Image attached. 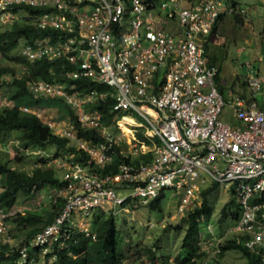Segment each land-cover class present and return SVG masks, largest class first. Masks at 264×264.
<instances>
[{
	"label": "built area",
	"instance_id": "built-area-1",
	"mask_svg": "<svg viewBox=\"0 0 264 264\" xmlns=\"http://www.w3.org/2000/svg\"><path fill=\"white\" fill-rule=\"evenodd\" d=\"M22 4L45 9L35 17L39 27L64 33L57 40L23 44L21 51L30 61L65 58L73 65L66 76H88L114 91L81 92L66 82H31L35 97L64 100L81 127L99 128L105 139L81 137L69 116L66 126L58 128L56 120L41 115V106L20 105L84 149L96 169L59 157L66 182L50 189V197L51 204L59 198L64 203L32 237L16 236L12 222L14 215L32 208L0 207V242L11 245L3 255L17 252L18 259L32 264L45 256L46 263L57 264L58 250L71 253L78 235L94 234L85 218L96 208L111 210L128 200L149 203L169 187L176 189L178 209L184 211L200 205L203 189L217 184L231 187L240 206L227 232L259 253L264 264V67L245 61L248 73L242 77L250 93L221 90L219 67L204 46L220 16L234 12L231 0H0V25L12 22L18 12L11 8ZM24 69L19 66L18 72ZM109 96L115 99L114 125H106L102 110L94 108ZM3 97L0 93V106L16 105ZM227 106L233 123L221 117ZM120 155L129 161L105 171ZM207 230L213 233L211 222ZM214 239L200 243L208 247ZM0 264L11 260L0 259Z\"/></svg>",
	"mask_w": 264,
	"mask_h": 264
},
{
	"label": "trees",
	"instance_id": "trees-1",
	"mask_svg": "<svg viewBox=\"0 0 264 264\" xmlns=\"http://www.w3.org/2000/svg\"><path fill=\"white\" fill-rule=\"evenodd\" d=\"M235 5L233 15L239 22L244 20L243 8H236L238 2L232 0ZM12 11L18 12V16L9 24L0 27V59L6 60L7 63L0 62V93L10 91L12 99L16 101V105L0 106V136L12 132H18L23 149H43L46 150L48 145L56 146L55 155L57 157H66L69 160L80 162L90 168L96 169L93 159L86 153L84 149L77 148L72 140L50 127L43 119L34 112H26L21 110L19 100H30L34 104H47L49 107H58L62 116H69L74 126L78 128L79 135L87 140L105 139L101 130L94 127H81L77 113L64 100L58 98H46L44 96L35 97L31 92L30 84L34 80H46L50 82H66L70 87L75 86L81 92L97 89L100 92H112L114 88L108 84L100 83L98 80L88 76L68 77L64 73L66 70L73 69V65L65 58L50 59L43 58L36 61H30L21 50H18L21 42L34 43L45 37L57 40L63 36V31L54 27L41 28L35 23V17L42 13L45 9L29 5H17L11 8ZM224 14L219 18L221 20ZM218 23V22H217ZM215 25L213 33L216 31ZM22 44V45H23ZM206 54L210 61L215 62L214 55L208 52L207 44L204 43ZM18 66H25L22 72L17 71ZM221 68L217 76L221 90L225 87L221 82ZM245 87V82L242 81ZM70 90L71 87H70ZM56 100V101H54ZM62 102L60 106L56 102ZM115 99L109 96L106 101H100L94 105L103 112V121L106 125H114L113 111ZM28 105V104H26ZM129 161L120 155L113 165H108L104 170L112 169L118 162L123 160ZM22 156L16 151H12L9 157L0 156V207L12 208L15 206L18 193L38 192L44 186L50 188L61 187L65 184V180L56 173L55 165L47 162V157L40 158V163H36L32 171L22 170L13 166L14 162H22ZM140 161L141 158H136ZM218 187L213 184L203 189V201L200 205L190 207L184 216L188 221L186 234L184 237L185 252L178 254L171 264H206L209 256V247H203L200 243L208 237H215L217 256L210 262H219L226 251L232 249L240 250L246 257V261L241 264H262L261 255L249 250L241 239L235 234L228 233L227 228L231 224H224L227 220H233L240 213V206L237 201L229 202L223 209L222 215L218 221V227L222 228L224 234H216L215 227L213 233L207 230V223L213 214V205L209 199V195ZM163 195H159L152 201L150 205L154 208H161V199ZM64 201L59 198L57 202L52 203L51 207L45 213L35 209H27L25 214L17 213L13 216L12 222L17 224V228L21 227L26 233V238L34 236L44 225L51 222L59 212ZM124 206L133 205L131 200L123 203ZM233 206V209L231 207ZM203 227L205 231H203ZM93 235L80 234L77 241L71 245L72 252L69 250L57 251V264H121L122 253L119 251L118 228L116 219L112 212L106 209H98L93 217ZM206 232V236L204 235ZM18 236V234H16ZM11 248L9 243L0 242V254L2 260H11L15 264L18 261L19 253H10L5 256L4 252ZM159 248V247H158ZM147 256L150 258L151 264H169L167 260L161 263L160 257L157 255L155 247H146ZM3 252V253H2ZM209 263V261H208ZM32 264V263H25ZM45 264V263H44Z\"/></svg>",
	"mask_w": 264,
	"mask_h": 264
},
{
	"label": "rangeland",
	"instance_id": "rangeland-1",
	"mask_svg": "<svg viewBox=\"0 0 264 264\" xmlns=\"http://www.w3.org/2000/svg\"><path fill=\"white\" fill-rule=\"evenodd\" d=\"M236 1L238 2L236 8L238 6L242 7L244 13H246L244 20L239 22L233 13L224 14L223 18L217 23L216 31L213 35L206 36L204 43L207 44L209 54L214 55L215 63L221 68V82L225 89L246 90V92L250 93L249 89H245L242 85V76L248 73L245 65L247 60H255L261 67H264V0ZM2 26L0 25V27ZM22 44L23 41L18 50H21ZM0 62L7 63L3 59H0ZM18 68L19 66L17 71ZM9 93L11 92L7 91L4 94L2 99L4 102L8 98H12ZM18 103L20 105L28 104L30 107L41 106V115L45 119L56 120L58 128L66 126L68 122L66 116L61 117L59 112L61 108L49 107L47 104H34L30 100H19ZM56 103L60 106L63 104L60 101ZM221 117L226 122L233 123L235 121L229 106L224 108ZM56 130L58 131V129ZM13 150L22 156L23 159L22 162H14V167L32 171L36 163H40V158L45 156L49 164L55 165L56 173L59 176L62 177L66 172L65 166L62 165L63 162L55 155L56 146L54 145H48L46 150L32 148L25 150L21 145L18 132L1 135L0 156L9 157ZM50 189L52 188L44 186L38 192L32 194L20 191L16 204L11 210L23 211L24 207H28L45 213L51 207L50 196L52 190ZM130 191V189H127L126 193ZM176 194V189L166 188L161 199L160 209L152 207L150 202L142 203L138 200H135L133 205L124 206L118 204L114 205L111 210L106 208L107 211L114 214L116 219L119 251L122 253L121 264H151L146 250V247L149 246L155 247L161 263L167 260V263L171 264L178 254L185 252L183 241L188 221L184 216L187 210L180 211L178 209L179 196ZM209 199L214 209L209 222L214 225L216 234L220 233L221 236L229 237V235L222 232V228L218 227V221L224 207L229 202L236 201L232 188L218 186L209 195ZM199 200L202 203V196L201 198L199 197ZM39 202H41V206ZM231 207L233 209L232 205ZM97 210L96 208L85 218V224L91 230H93L94 213ZM230 222L232 221L229 219L224 224H230ZM203 231H205L204 227ZM17 234L18 237L26 236L24 229L21 227L17 228ZM204 235L206 236V232H204ZM208 249L210 253L206 264H241L246 261V257L240 250L232 249L226 251L219 262H210L211 259L217 256L215 243ZM45 258L48 257L41 256L40 260L37 259L36 264H51L49 262L46 263ZM15 264H25V262L22 259H18Z\"/></svg>",
	"mask_w": 264,
	"mask_h": 264
},
{
	"label": "crops",
	"instance_id": "crops-1",
	"mask_svg": "<svg viewBox=\"0 0 264 264\" xmlns=\"http://www.w3.org/2000/svg\"><path fill=\"white\" fill-rule=\"evenodd\" d=\"M231 3H232V0H231ZM58 110V109H57Z\"/></svg>",
	"mask_w": 264,
	"mask_h": 264
}]
</instances>
